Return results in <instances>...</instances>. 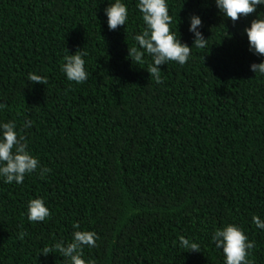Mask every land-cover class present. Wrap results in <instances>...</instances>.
Listing matches in <instances>:
<instances>
[{
  "label": "trees",
  "instance_id": "16d2710c",
  "mask_svg": "<svg viewBox=\"0 0 264 264\" xmlns=\"http://www.w3.org/2000/svg\"><path fill=\"white\" fill-rule=\"evenodd\" d=\"M123 2L128 21L109 30V0H0V121H15L39 160L22 184L0 179V264H68L41 252L77 230L98 237L83 248L92 264H224L211 236L227 223L254 242L248 264H264L252 222L264 219V76L249 67L264 57L244 32L264 6L233 22L215 0H167L182 43L193 44V14L208 40L184 65L160 66L158 84L146 52L143 64L129 59L146 25L138 0ZM78 49L79 84L61 71ZM31 72L47 83L27 81ZM38 197L50 215L30 222ZM181 236L200 252L179 247Z\"/></svg>",
  "mask_w": 264,
  "mask_h": 264
},
{
  "label": "clouds",
  "instance_id": "9594fccd",
  "mask_svg": "<svg viewBox=\"0 0 264 264\" xmlns=\"http://www.w3.org/2000/svg\"><path fill=\"white\" fill-rule=\"evenodd\" d=\"M216 7L225 18H231L233 22L241 16L257 12L258 7L264 6V0H215ZM138 12L146 28L134 37L138 46L128 49L129 59L134 64L145 62L144 53L151 58L148 73L156 83H162L160 66L169 61L184 65L191 54V47H207V40L200 31L202 20L199 15L188 17V31L193 35V44L190 47L182 43L180 37L170 30L172 17L169 15L167 0H138ZM107 16L109 30H116L119 26H125L128 21V7L123 0H115L104 9ZM244 32L248 39L249 51L254 55L264 57V15L257 14ZM86 52L78 49L74 54H65L61 65V71L68 81L83 83L88 79L84 57ZM250 71L264 76V60L253 63ZM27 81L33 84L47 83V77L35 72L28 73ZM5 105L0 103V111ZM31 122L26 121L24 127H30ZM39 167V160L27 150L25 138L19 135L17 124L13 120L0 121V179L8 184H22L26 174H32ZM49 171L47 168L40 170L41 178ZM50 215L49 208L43 198L29 200L27 205V218L30 222H43ZM256 228L264 230V219L258 215L252 217ZM78 227V226H77ZM97 235L91 231H74L71 242L60 240L52 247H46L41 253H59L62 258L68 260V264H92L83 258L84 246H95ZM211 240L217 249L224 254V264H248L249 251L254 247V242L249 241L244 230L236 224L227 223L217 228L211 236ZM176 243V242H174ZM179 247L187 251L200 252V245L183 236L179 238Z\"/></svg>",
  "mask_w": 264,
  "mask_h": 264
}]
</instances>
